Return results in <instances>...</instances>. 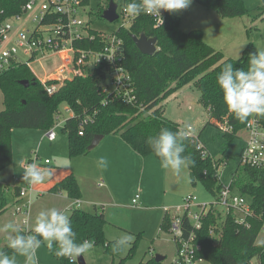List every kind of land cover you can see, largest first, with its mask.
<instances>
[{
	"label": "trees",
	"instance_id": "16d2710c",
	"mask_svg": "<svg viewBox=\"0 0 264 264\" xmlns=\"http://www.w3.org/2000/svg\"><path fill=\"white\" fill-rule=\"evenodd\" d=\"M25 1L0 0V25L6 18L19 13ZM194 1L215 11L221 17L249 13L243 0ZM81 2L87 4L88 0ZM128 2L130 0H124V3ZM259 9L260 13L264 12V3ZM102 10L100 7V16ZM165 12V21L158 27L153 26L148 15L141 14L133 18L127 27L117 31L123 40L122 64L131 76L136 104L126 103L121 98L105 97L98 84L99 68H95L92 73L76 74L64 80L51 94L33 78L32 72L24 62L15 61L9 68L1 71L0 90L4 107L0 110V171L12 161L11 129H48L53 125V115L62 102L72 110V114L62 124V130L67 133L70 155L87 153V145L95 134L112 133L119 134L138 153H152L155 156L147 144L149 137L156 136L162 128L181 132L176 121L163 115L161 103L189 82L198 89V101L214 124L227 120L232 132H225L224 135L231 140L245 123H241L228 111L216 78L224 64L229 62L233 63L234 68L247 70L250 54H256L258 51H253L249 42L242 49L239 59L225 57L222 51L204 40L201 29L184 31L180 27L179 16L174 12ZM91 32L96 34L95 29ZM140 33L156 37L157 48L153 54L140 52L134 44L131 35ZM81 45L91 46V42L84 41ZM21 79H27L29 84H20ZM83 118L88 120L82 126L83 134H79V124ZM186 137L184 155H190L195 161L194 166L188 167L193 175L192 183L198 180L209 193L216 196L221 186L218 167L226 158H215L209 153L202 156L194 137ZM230 184L235 192L248 198L253 210V216L249 218L250 224L248 227L239 226L231 214L222 216L217 210H209L197 232L202 244L201 255L211 264H264V242L256 241L264 225V169L238 165ZM19 189V186L10 187L0 183V214L9 205H14ZM50 190H63L72 199L80 196L76 178L72 173L55 182ZM69 214L73 230L77 233V242L91 240L94 244L102 245L104 251L112 257L120 254L123 247L119 252H113V246L118 239H108L105 236L106 219L100 206L93 205L90 211L74 207L70 209ZM168 223V215L164 213L161 228L166 230ZM210 229H213L214 233H210ZM30 232L31 229L25 231ZM135 235L127 254L116 264H122L133 254L140 237L139 233ZM0 249L9 253L12 251L7 248V242L1 244ZM53 256L60 264H71L67 258ZM138 264L164 263L155 261L154 256H151Z\"/></svg>",
	"mask_w": 264,
	"mask_h": 264
},
{
	"label": "rangeland",
	"instance_id": "374dc122",
	"mask_svg": "<svg viewBox=\"0 0 264 264\" xmlns=\"http://www.w3.org/2000/svg\"><path fill=\"white\" fill-rule=\"evenodd\" d=\"M114 1L118 6L124 3V0ZM107 3L108 0H88L82 17L90 20L91 27L111 33L118 27L119 22H109L100 16L99 8L104 9ZM243 3L249 13L232 17H221L194 0L188 8L174 13L180 18L181 29H201L203 38L222 51L225 57L236 58L249 42L253 51H264V12L260 13L259 9L264 0H243ZM15 23L12 22L13 26L18 25ZM18 57L23 62H28L31 72L40 78H55L53 75L61 63L56 54L28 60L26 54L19 52ZM198 95L199 91L192 82L183 85L162 101L163 115L176 121L179 127L191 125V136L196 143L203 144L213 157L226 158L218 167V179L221 185H227L239 165V150L243 144L244 133L238 130L229 140L199 103ZM3 107V95L0 90V110ZM67 108L66 103L59 104L57 112L60 120L70 116ZM53 126V140L46 137V129L43 128H12L10 131L12 161L0 171V183L27 189L29 183L23 179L24 164L27 162L36 163L51 172L44 183L31 185L28 222L26 228L20 226L22 230L27 231L34 227L35 218L41 210L55 207L60 211L70 212L68 206L72 198L63 190L51 191L50 187L64 175L72 173L79 187V198L82 200L79 207L89 211L93 209L94 203L103 207L106 219L104 231L107 238L119 239L127 234L133 237V241L135 234H140L136 249L122 264H138L156 253L164 255L162 262L167 264L175 255V244L171 233L161 228L165 210L167 209L169 215L180 212L177 207L183 205V197L188 193L196 197V203H212L214 196L198 180L192 183L188 167L177 176L171 169H163L159 158L152 153L142 155L129 149L131 151H128V154H112L117 151L114 134H106L102 141L87 153L70 155L67 133L62 130V124L54 122ZM120 140L124 142L123 139ZM108 141L112 144V152L103 147ZM100 157L107 159V168L102 169L98 165ZM135 192L141 196L138 199L139 206L130 202ZM26 202L27 198L22 197L17 204L12 207L9 205L0 214V227L9 222L21 224V214H12V210ZM196 209L195 206L192 208L193 211ZM8 234L0 232V245L6 242ZM256 241L264 242V228L259 231ZM131 243L123 246L120 254L114 257L107 254L102 245L93 244V248L83 254L85 263L116 264L127 254ZM36 256L39 264H60L47 250L46 244L37 250ZM23 260V257H18L19 264H23ZM201 264L211 263L205 260Z\"/></svg>",
	"mask_w": 264,
	"mask_h": 264
},
{
	"label": "built area",
	"instance_id": "2783aa9c",
	"mask_svg": "<svg viewBox=\"0 0 264 264\" xmlns=\"http://www.w3.org/2000/svg\"><path fill=\"white\" fill-rule=\"evenodd\" d=\"M126 4H117L118 15L114 21L119 22L118 27L111 33H104L91 27L90 20L82 17L86 4L81 0H26L19 13L6 18L0 25V72L15 61L23 62L18 57L19 52L26 54L28 60L56 54L61 63L55 70V78H40L32 72L33 78L40 82L48 94L53 93L64 80L76 74L92 73L95 68H99L98 84L105 97L121 98L126 103L136 104L131 76L122 64L123 40L117 33L119 28L127 27L135 18L125 12ZM160 14L161 20L158 15H148L154 27L165 21V10L162 9ZM12 22L18 25L13 26ZM92 29L96 30V34L91 32ZM84 41L91 42V46H82ZM24 63L28 66V62ZM67 109L71 115L72 110L69 107ZM53 118V123L58 124H63L66 119L60 120L58 112L54 113ZM87 120L83 118L80 122L79 134H83L82 126ZM216 124L224 132L232 131L226 119ZM192 129L189 124L180 127L186 136H191ZM240 131L244 134L238 164L264 169V118L250 117ZM45 135L49 140L55 138L53 125L46 129ZM196 147L202 156L208 154L203 144L197 142ZM31 163H25V168ZM31 192L30 184L27 189L20 187L14 203L17 204L22 197L27 198L26 204L14 207L12 212L21 214L19 226L23 228H26L28 222ZM139 196L138 192L133 195L132 205H137ZM195 199L193 194L188 193L183 197V205L177 207L180 212L169 215L165 210L169 220L167 231L171 233L175 244V255L167 264H201L206 260L201 255L202 244L197 232L209 210H217L222 216L231 214L234 222L242 227H248L249 218L253 216L248 198L235 192L230 183L220 186L212 203H196ZM79 205L80 198H73L68 209ZM194 206L197 208L195 211L192 210ZM210 233H214V230L210 229Z\"/></svg>",
	"mask_w": 264,
	"mask_h": 264
},
{
	"label": "clouds",
	"instance_id": "9594fccd",
	"mask_svg": "<svg viewBox=\"0 0 264 264\" xmlns=\"http://www.w3.org/2000/svg\"><path fill=\"white\" fill-rule=\"evenodd\" d=\"M191 4L192 0H130L124 10L130 17L158 15L161 20L162 9L174 12L186 9ZM216 83L228 111L241 123H246L253 116L264 117V51L250 54L247 70L234 68L231 62L224 64ZM185 139L187 137L183 132L162 128L156 136L148 138L147 144L159 158L160 166L165 170L171 169L179 176L184 168L195 164L190 155H184ZM98 165L102 169L107 168V159L100 157ZM50 175V171L36 163L29 164L23 170V179L30 185L42 184ZM0 232L9 233L6 237L7 248L12 250L9 253L0 249V264H19L18 257L24 258L23 264H39L36 252L44 244L56 257L67 258L71 264H76L78 257L89 252L94 244L91 240L77 242L70 214L55 207L38 213L30 233H25L13 222L0 227ZM132 239L131 235H122L116 240L113 252H119Z\"/></svg>",
	"mask_w": 264,
	"mask_h": 264
},
{
	"label": "water",
	"instance_id": "95a60500",
	"mask_svg": "<svg viewBox=\"0 0 264 264\" xmlns=\"http://www.w3.org/2000/svg\"><path fill=\"white\" fill-rule=\"evenodd\" d=\"M117 3L114 0H108L107 6L102 10L101 17L109 22H113L117 18ZM132 40L136 47L139 49L140 52L144 54L151 55L156 50V37L155 36H147L144 33H140L139 35L132 34L131 35ZM20 84L26 86L29 84V81L27 79H21L19 80ZM103 137L102 133L95 134L90 141V143L87 145V149L90 150L93 148L99 140ZM191 177L193 178L192 173H190ZM155 261H162L164 259V255L156 253L154 255ZM77 264H86L83 255L78 257Z\"/></svg>",
	"mask_w": 264,
	"mask_h": 264
},
{
	"label": "crops",
	"instance_id": "0c3cea01",
	"mask_svg": "<svg viewBox=\"0 0 264 264\" xmlns=\"http://www.w3.org/2000/svg\"><path fill=\"white\" fill-rule=\"evenodd\" d=\"M205 39V38H204ZM206 40V39H205ZM208 40V39H207ZM207 40H206V42H207ZM207 43H209V41L207 42ZM210 45H212L211 43H209ZM213 46V45H212ZM214 47V46H213ZM112 134V133H111ZM117 135V136H116ZM106 135H103V137L99 140V142L97 143V144H99L101 141H102V139L105 137ZM113 139H114V145H115V148L117 149V151H115L114 153L112 152V149H111V147H112V144L108 141L107 143H105L104 145H103V147H104V149L106 148V149H109V150H111V152H112V154H116V155H119L120 153H122V154H124V153H126V154H128V151H131V150H129V149H132L124 140V142H121V140L120 139H122L121 138V136H119V134H114V136H113ZM96 144V145H97ZM95 145V146H96ZM94 146V147H95ZM93 147V148H94ZM92 149V148H91ZM90 149V150H91ZM128 149V150H127ZM133 150V149H132ZM69 174V173H68ZM67 175V174H66ZM65 176V175H64ZM63 176V177H64ZM61 179V178H60ZM59 179V180H60ZM136 193V192H135ZM134 193V194H135ZM133 194V195H134ZM133 195L131 196V199L133 198ZM141 196H139V198H140ZM138 198V199H139ZM130 199V200H131ZM71 201L72 200H70V202H69V204L71 203ZM81 202H82V200L80 199V204H81ZM131 202V201H130ZM139 203V202H138ZM137 203V205L136 206H139V204ZM132 204V203H131ZM93 205H97V206H101V205H98V204H96V203H94ZM93 205H92V208H93ZM10 207H12V204L10 205ZM103 208V207H102ZM11 210H12V208H11ZM70 210V209H69ZM13 211V210H12ZM70 213V212H69ZM104 213V212H103ZM105 214V213H104ZM109 239V238H108Z\"/></svg>",
	"mask_w": 264,
	"mask_h": 264
}]
</instances>
